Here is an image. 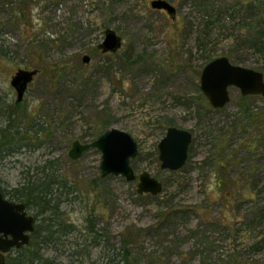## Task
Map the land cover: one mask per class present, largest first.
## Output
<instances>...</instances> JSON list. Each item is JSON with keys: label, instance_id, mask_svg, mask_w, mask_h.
I'll return each instance as SVG.
<instances>
[{"label": "rangeland", "instance_id": "obj_1", "mask_svg": "<svg viewBox=\"0 0 264 264\" xmlns=\"http://www.w3.org/2000/svg\"><path fill=\"white\" fill-rule=\"evenodd\" d=\"M152 1L0 0V190L22 202L10 193L47 184L55 209L27 211L40 238L60 230L23 252L52 264H123L124 249L134 264H264V97L231 87L215 110L200 88L222 56L264 73V0H165L175 18ZM108 29L123 40L115 54L98 49ZM19 69L38 71L21 103ZM170 127L193 135L177 171L159 159ZM113 128L138 145L134 182L102 177L97 148L69 156ZM144 172L160 194L137 192Z\"/></svg>", "mask_w": 264, "mask_h": 264}, {"label": "water", "instance_id": "obj_2", "mask_svg": "<svg viewBox=\"0 0 264 264\" xmlns=\"http://www.w3.org/2000/svg\"><path fill=\"white\" fill-rule=\"evenodd\" d=\"M151 8L163 10L173 18L177 14L175 6L165 0L152 1ZM122 45V38L115 31L108 29L98 49L104 54H115ZM89 61V56L83 58L84 63ZM37 74V70L19 69L13 76L11 86L16 91L18 103L23 102L29 85ZM231 87L238 88L243 96L264 97V73L234 65L226 56L218 57L206 64L200 76V88L213 109L221 110L227 106L231 100L229 91ZM192 139L193 135L189 131L177 127L168 128L158 145L161 168L170 171L180 170L187 162ZM91 148H97L102 153L100 165L102 177L114 175L123 176L128 182L137 180L131 160L138 155V145L129 133L113 128L103 133L93 143L81 144L75 141L69 156L77 160ZM138 180L137 192L140 195L156 196L163 190V184L148 172L142 173ZM34 231L35 219L27 216L25 205L8 201L0 191V251H2L0 264H6L4 253L12 247L30 245V234Z\"/></svg>", "mask_w": 264, "mask_h": 264}, {"label": "trees", "instance_id": "obj_3", "mask_svg": "<svg viewBox=\"0 0 264 264\" xmlns=\"http://www.w3.org/2000/svg\"><path fill=\"white\" fill-rule=\"evenodd\" d=\"M2 56H5V53L0 52V59ZM252 98H255L256 96H250ZM260 97V96H257ZM244 100H247L248 97H243ZM23 120V119H20ZM21 122V121H20ZM19 134V131L10 132L4 134V138H9L12 140V138H15V135ZM223 185V181L221 180L218 183V188L221 189ZM4 194V193H3ZM12 198H15L17 200L22 201V203L26 204L29 206V203L32 201L35 204H38L44 211H51L55 209V206H51L52 203V190L48 188V185H40L39 186H32V187H27L24 186L22 189H16L12 193H10ZM60 230H47L46 235L44 237H39L38 235V229L36 228L34 234H33V239H32V244L31 247H34L35 245L39 246L43 244H50L55 242V234H57ZM65 234V233H64ZM31 248H28L29 250ZM40 248L34 249L33 251H30L28 254L24 252H19L16 254L14 257H12L9 261V264H52L49 262V260L44 259L43 256L40 254L39 251ZM26 250V251H27ZM130 258V254L128 253V250L124 249L123 254H122V262L123 264H134ZM114 260H111L110 263H113Z\"/></svg>", "mask_w": 264, "mask_h": 264}, {"label": "flooded vegetation", "instance_id": "obj_4", "mask_svg": "<svg viewBox=\"0 0 264 264\" xmlns=\"http://www.w3.org/2000/svg\"><path fill=\"white\" fill-rule=\"evenodd\" d=\"M163 11V10H161ZM164 13H166L165 11H163ZM38 75V74H37ZM37 75L35 77H37ZM35 80V78H34ZM15 90V89H14ZM16 92V91H15ZM244 97H247V96H244ZM261 97V96H260ZM1 191V190H0ZM2 193V192H1ZM3 194V193H2ZM4 198L7 199L8 201L12 202V203H15V204H24L22 202H19V201H15V200H12V199H9L7 198L4 194H3ZM25 205V211L27 213V216H32L29 214V212L27 211V205ZM33 217V216H32ZM35 219V218H34ZM35 230H36V220H35ZM35 232V231H34ZM33 233L30 234V245H25V246H21L20 248H17V247H12L11 249L8 250V252H5L4 253V257H5V262L6 264H9V261L12 257H14L16 254H18L19 252H23V251H26L28 248L31 247V244H32V239H33ZM1 236H3V234H1ZM9 238H11V236H9ZM2 251H0L1 253Z\"/></svg>", "mask_w": 264, "mask_h": 264}]
</instances>
